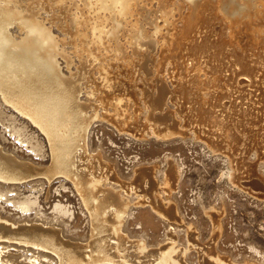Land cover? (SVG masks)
<instances>
[{"label": "bare ground", "instance_id": "obj_1", "mask_svg": "<svg viewBox=\"0 0 264 264\" xmlns=\"http://www.w3.org/2000/svg\"><path fill=\"white\" fill-rule=\"evenodd\" d=\"M153 2L154 0H0V102L11 106L42 131L48 141L47 146L49 147H47V150L51 157V163L44 165L35 162L34 159L25 158L15 149L6 148L0 143V182L9 185V190L0 189V197L3 194H8L10 190L17 188L19 190L20 186L16 185L34 181L41 182L40 184L44 185L46 182L62 181L65 178L72 182L77 194L80 196L81 203L85 208L84 213L88 217L91 226L90 238L75 242L71 240L72 238H65L63 230L54 226L48 227V225L45 227L46 225L43 222V224L35 222L31 224H28L29 222L19 223L18 221H11L9 217H3L0 214V240H15L25 245L29 244L51 251L57 259V264H95L96 262L102 264H191L188 258L191 249L196 250L199 264H260L251 260L238 263L218 250L216 243L222 230L224 210L217 211L215 210L216 207L215 209L209 207L210 209L205 210L213 223L214 232L209 242L201 243L196 226L193 223L186 222L178 206L170 200L172 188L176 187L178 179H180L177 165H174L170 159H167L169 161L168 167L164 171L159 165H144L135 170V175L131 180H124L119 177L115 166L104 159L100 151H91L89 148L88 134L90 126L94 120L99 118L101 107L104 109L102 116L115 123V126H118L121 130L125 129L137 135L155 134L158 137L173 136V134L179 132L177 129L178 124L173 123L174 114L171 113L173 110L163 112L167 103L166 100L171 94L166 86L167 84L165 85L164 79L163 81L159 78L155 81L154 79H148L147 76L148 81L150 80L149 83L153 82V88L157 90L156 96H153V92L151 94L148 89L143 90V85L140 88V91L145 94L146 116L142 117V113L136 114L139 109L142 110L141 106L143 105L136 106L129 98L124 101L125 103L122 102L126 97L131 96L132 84L139 79L137 72L131 70V65L141 60L140 58L138 60L136 55V52H138L136 47L140 48V52L149 51L150 48L153 50L157 46L161 48L162 53H170L171 51L170 55L161 54L163 56L155 63L154 67L160 74L159 72L165 70L169 61L170 67L167 66L170 69L169 72L174 74L173 77L175 78L173 80L178 79V89H175V87L174 92L172 91L175 93L176 90H179L174 95V99L177 100L178 97L193 95L189 92L191 85L189 86V84L180 80V77L184 76V72L183 74L180 73L184 68L179 66L178 63L181 65V62H178V60L181 61L180 57H183L185 53L186 55L189 54V56L187 55L188 61L192 59L197 72V67L200 68V57L203 58L206 53L213 55L216 53L215 56H220L218 65L227 60L223 59V56L226 58L227 54L222 56L221 52L232 41L231 37L236 27L239 31L243 28L251 30L254 28L255 34L258 33L257 37L259 38L255 37L258 40L261 37L264 41V0H157V9H149L148 6H151ZM183 9L184 11L187 10L185 14L182 13ZM42 10H45L47 14L43 15ZM177 10L181 14L180 25L175 23L173 19L171 20L174 11ZM160 18L163 19L164 26L166 25L168 28L167 35L163 34V24L161 25L158 22ZM180 21L177 20L176 22L180 23ZM214 22H220V27H222L217 36L219 37L218 40L212 39L215 35L213 33L212 36ZM55 25L63 30V36L55 33ZM147 25L154 27V31L150 32ZM122 37H126V43L123 40L124 43L121 42ZM147 38L152 39L146 42L145 39ZM259 41L258 44H260ZM132 45L136 46H133L135 52L131 51L130 53L129 49ZM248 46L250 47L248 50H252L251 47H254L247 45L246 48ZM234 47H236L235 44ZM231 49L233 50V47ZM152 50L150 53L156 51ZM106 53L111 54V56L106 55ZM251 53H253V50ZM73 54L76 55V58L78 57V64L75 63L77 59H74ZM190 55L192 58H190ZM248 56L251 58L250 55ZM210 57L212 56L210 55ZM213 57L209 59L212 65L214 59H217ZM244 57L249 59L246 54H243ZM109 58L112 60L111 62ZM113 62L114 64H112ZM115 62L125 69H123V73L119 74L118 71L112 69L116 65ZM63 63H65V66H63ZM149 64L147 65L149 66ZM141 66L143 65L141 64ZM215 67L217 68V66ZM64 68L67 71H64ZM204 68L201 70H204ZM225 70L227 69L224 68L222 71ZM166 71L168 70L166 69ZM206 71H208L207 68ZM207 73L210 74L209 71ZM211 73L213 74V72ZM145 74L148 75L147 72ZM149 75L151 74L149 73ZM194 75L192 79L196 77ZM131 81L134 82L130 83ZM217 83H220V80ZM219 85L223 86V84ZM224 85L226 86L225 83ZM217 88H220V86H217ZM222 88L225 91V88ZM226 88L228 90V87ZM233 90L238 91L237 93L245 91L242 88H233L232 92ZM213 93L204 90L202 94H207V96L213 98L211 96ZM217 94L214 96L216 97ZM132 98L134 99V96ZM176 100L173 101L177 102ZM210 100L209 105L215 106V103ZM132 106L133 109L136 106L135 115H131L132 112L130 113ZM110 110L113 112L111 113ZM211 110L215 111V109ZM189 112L194 117L193 111ZM228 112L230 113L231 110ZM0 113H2V119L5 122V109L0 108ZM211 113L212 111L207 114L211 115ZM8 116L13 118L14 114L11 113ZM224 125L226 124L224 123ZM13 128L15 130V127ZM13 128L12 131H14ZM25 128L26 126H23L20 130L24 132ZM187 130L186 133H189V128ZM27 140L32 143L38 153L37 156L44 160L46 156L44 142L34 134L27 137ZM238 141H240V138ZM214 146L217 147L216 144ZM226 154L230 158V169L225 174L231 180L239 184L246 181L247 184H245L254 190L264 188L258 180L248 181L246 177L247 180H241L244 178L247 169L251 171L250 163L249 169L242 157L241 159L238 156L241 160H237L231 150ZM245 167L246 170H244ZM248 171H246V174ZM161 172L163 174L162 179H159L158 175ZM109 180L118 182V187L110 185ZM66 183L61 182L59 186L64 190L69 189L65 185ZM12 184L14 187L11 186ZM129 194H133V198H130ZM16 203L27 212L32 209L37 210L39 197L26 195ZM132 203L140 205L150 203L153 210L160 213L169 223L184 226L187 243L180 244L177 237H174L171 232L166 242L160 244L157 248H152L144 236L132 237L127 230V223L132 217H130L132 215ZM56 208L65 213L69 211L65 210L66 207L61 203H57ZM72 214L73 212H71ZM6 246L7 244L3 242L0 251V264H22L18 257L6 253ZM48 256L52 257L51 254H48ZM37 258L35 256L32 259L37 260Z\"/></svg>", "mask_w": 264, "mask_h": 264}, {"label": "rangeland", "instance_id": "obj_2", "mask_svg": "<svg viewBox=\"0 0 264 264\" xmlns=\"http://www.w3.org/2000/svg\"><path fill=\"white\" fill-rule=\"evenodd\" d=\"M152 5L148 7L149 9L152 8L154 10L157 7V0H154ZM186 11L187 10L184 11L183 9L182 13L185 14ZM145 13L147 14V12ZM42 14L46 15L47 12L45 10H42ZM180 16L181 14L178 10L176 12L174 11V16L171 17V20L173 19L175 23L180 25L181 24ZM177 20H179L180 23L176 22ZM158 22L161 25L163 24L162 25L164 31L163 34L167 35L168 28L166 25L164 26L163 19L160 18ZM216 22H214L215 25L213 24L214 30L212 32V36L214 34L215 35L213 36L212 39L218 40L219 37L217 36L219 35L220 33L219 31L222 29V27H220L221 25L220 22L218 23ZM236 28L235 31L233 30L234 33L233 36L231 37L232 41L229 40L230 42L228 43L229 46L230 43H232L231 46L225 47L221 52L222 56L227 54L226 58H224L223 56V59L224 60L227 59V60L223 61L221 65L219 64L220 66L218 65V63H220L218 62L219 60L218 58L220 56L219 57L215 56L216 53H214V55L206 53L207 56L205 55L203 56V58L200 57V66H199L200 68L197 67L198 69L197 72L194 68L195 65H193L192 59L188 61L187 55L189 56V54L186 55L185 53L183 57H180L181 61H179L180 60L179 59L178 62H181V65L180 63L178 64L181 68H184L183 70H181V72L178 69V71L181 74H183L184 72V76L180 77V80L183 81L184 83L189 84V86L191 85L190 91L189 90L188 91L193 93V95H190V97L189 96L178 97L177 100L181 98L179 99V101L174 99L175 98L174 95H176L179 92V90H176L175 93H173L174 92L173 89L175 87H176L175 89H178L177 86L178 79L173 80L175 77H173L174 74H171L169 72L170 70L169 61L167 62L165 70L159 72L161 75L158 74V71L155 70L156 67H154L155 63L159 61L161 57L165 55L166 52L162 53L160 51L161 48L157 46L156 48L153 49L156 51L151 52L153 54L152 55L150 53V51L152 50L151 48L149 51L146 50L140 52L139 47L132 45L131 48L129 49L130 50L129 52L130 53L131 51L135 52L134 50L136 47L137 49L136 51H138L136 52V55L138 56V60L139 58L141 60L138 61L139 63L138 62L133 63L131 65V70L133 69L132 72L135 71L137 72L136 74L138 75L139 79H137V81L135 82L134 81L130 82V83L134 82L132 84L133 85L132 94L134 93L133 94L134 99L132 98L133 96L131 94L132 97L131 96L126 97L124 100H122V102L125 103L124 101H126L129 98L131 101L134 102V105L136 106L143 105L141 106L142 110L139 109L136 112V114L142 113L141 114L142 117L146 116L147 112L145 110V101H144L145 94L144 92L140 91V88L143 85V90L148 89L151 92V94L153 92L154 94L153 96H156L157 90L153 88V82L152 83L150 82L151 83L150 84L149 83L150 80L148 81V79H152V80L154 79L155 81L159 78L162 80L164 79L165 81L164 80L163 81L165 82V85L167 84L166 86L167 88H169L168 90L170 91L171 94L167 98L168 100H166L168 104L167 103L165 104L164 107L165 109H163L164 110L163 112H171L172 110L174 112L176 111L175 113L173 111L171 113L174 114L173 123L175 125L178 124L177 129L179 132L173 134V136L172 135L168 136L169 137L168 138V137H158L155 134L152 135L147 134V136L146 134L137 135L125 129L121 130V128L115 126L116 125L115 123L111 122L107 118L105 119L104 116H102L104 109L101 107L100 116H99L100 119L96 118L98 121L94 120L92 125L90 126V130L88 134V145L91 151H95V150L100 151L101 154L104 156V159L115 166L116 172L118 173L119 177L124 180H131V178L135 175V170L139 169L141 166L144 165L147 166L159 165L162 171H164L168 167L169 161L167 159H170L174 163V165H177V168L180 173V177H179L180 179H178V183L176 187H173L172 192L170 193V197H171L170 200L171 202H173L174 205L178 206V209L181 215L183 216V218L185 219V221L188 223L189 222L193 223L196 226L201 243L205 244L209 242L212 239V235L214 232L213 223L205 213V210L213 207L215 209L216 207L215 210L217 211L224 210L222 214L223 217L221 216L222 230L216 243L218 250L223 255L229 256L233 261L238 263H243L246 260H251L258 262L260 264H264L263 262L264 188H260L261 190L260 189L254 190L250 186L246 185L247 183L246 181H244L247 179L248 181L258 180L264 186V41L263 38L261 37H260L261 41H259L260 39L259 40L257 39L259 38L257 37L258 33H256L257 35L255 34L254 28H252L253 30L243 28L240 31ZM147 29L150 30V32L154 31L153 30L154 27H152L151 25H147ZM54 31L56 34L63 36V30L60 29L59 26L55 25ZM238 31L240 32L239 34ZM125 39L126 37L125 38L122 37L121 42L127 41V39L126 40ZM151 39L152 38L150 39L147 38L145 39V41L147 40L146 42H149ZM258 41L260 42V44H258ZM234 44L236 47H234ZM247 45L254 46L256 48L255 49L254 47H251V49L253 48L252 49L253 53H251L252 50H248L250 48L249 46L248 48H246ZM256 46H258L259 48ZM231 47H233V50L231 49ZM227 49L228 50L231 49L229 50L230 52ZM246 49L251 54L249 52L247 54ZM235 51L238 53L236 54ZM256 51H260L261 53ZM146 53L147 55H145ZM111 54L106 53V55L109 56H111ZM166 54L170 55L171 51L170 53L168 52ZM243 54L244 55L246 54L247 57H249L248 55H250L252 59L250 57H249L250 60L245 57L243 58ZM73 55H74V59H77V61L75 60V63L78 64L79 61L78 57L76 58V55L75 54ZM210 55L212 57L214 56L213 58H217L214 59L215 61L213 60L214 61L213 65L211 64L212 62H210L209 60L210 58H212L210 57ZM228 55L231 56L232 60ZM237 55L239 58L237 57ZM143 57H147V58H143ZM190 58H192L191 55ZM109 61L111 62L112 60L109 58ZM247 61H249V63H247ZM228 62L231 63L229 64ZM148 63H150L149 66L147 65ZM251 63L253 65H250ZM112 64H114V62ZM115 64H116L115 67L112 69L118 71L119 74L123 73L125 69L119 63L115 62ZM141 64L143 66H141ZM225 64L228 65L225 66ZM243 64L247 65V67H245V65ZM63 66H65V63H63ZM204 66L206 67L204 68ZM215 66H217V68ZM203 68L204 70H201ZM206 68L211 75L207 73L208 71H206ZM218 68L220 71L217 70ZM224 68H226L227 70L229 69L228 71L227 70L224 71L229 73H224L222 71ZM253 68H255L256 70H254ZM65 69L66 68H64V71H67V69L66 70ZM166 69L168 71H166ZM150 70L152 71V73ZM217 71L218 72L222 71L223 73L222 72L218 73ZM146 72L148 75L145 74ZM186 72L188 75L186 74ZM192 72L194 74L195 73L197 74L194 75ZM211 72H213V74ZM149 73L151 75L154 74L153 75L154 77L153 76L151 77ZM192 74L194 75V77L196 76L197 78L195 77L194 79H192L193 78ZM220 74L222 75L220 77H217ZM232 74L235 76H233ZM206 76L209 78H207ZM223 78L227 80H224ZM221 79H222V83H221ZM193 80H194V84H193ZM204 80L206 83L204 82ZM219 80L220 83H217L219 82ZM198 83H200L201 85ZM224 83L226 84V86L224 85ZM219 84H223V86ZM217 86L218 87L220 86V88H217ZM222 87L225 88V91ZM226 87H228V90ZM233 88H237V89L242 88L245 91L242 93L241 91L240 93H237L238 91L233 90L232 92ZM133 89H135V91H133ZM221 89L223 90L221 91ZM202 90L203 91L205 90V92L206 91L214 92L213 95H211L213 98H210V96L209 95L207 96V94H204L205 95L204 96L202 94L203 93ZM136 92H138L137 93L138 97L137 94H135ZM219 92L223 94H220ZM215 94H217L216 97L214 96ZM173 100H176L177 102ZM209 100L212 101V103H215L214 104L215 106L211 104L209 105V103H211L209 102ZM138 101L140 102L138 103ZM136 106H134V109L133 106L131 107V111H130V113L132 112L131 115L132 114L135 115L134 112ZM166 106H168L169 108H167ZM0 108H4L6 114L5 116L6 121L3 122L2 119L3 115L2 113H0V143L3 144V146H5L6 148L15 149L16 151H18V153L21 156L25 158H31L34 159V161L37 163L49 165L51 163L50 161L51 157L49 156L47 150V147H49L47 146L48 141L47 139H45L46 137L42 133V131H40L36 125H34L24 115L14 110L11 106H8L3 102H0ZM211 109H215V111ZM200 110L203 111L201 112ZM230 110L231 112L229 113L228 111ZM189 111H193L194 117L192 116L193 114H190ZM211 111H212L211 115L207 114ZM110 112L112 113L113 111L110 110ZM200 112L202 113V115ZM11 113L14 114V116H12L13 118H11V116H8ZM189 116L191 117L189 118ZM195 116L198 118H196ZM214 117L216 118L214 119ZM194 121H195V125H194ZM178 122L180 123V125ZM224 123L226 125H224ZM23 126H26L24 132L20 130L21 127ZM180 126L181 127L184 126V127L181 128ZM186 126L189 128V133H186L188 132V130L186 131V129H188ZM11 127L12 128L15 127V130L13 128L14 131H12ZM228 131L230 133L232 131L231 135H229L230 133L228 134ZM33 134L36 135L37 138H40V140H42L45 144L44 148H45L46 156L44 160L37 156L38 153L34 149L32 143L27 140V137L32 136ZM241 137H243L244 139ZM239 138L241 142L243 140L245 142L243 141L242 144L240 141H238ZM219 141H220V145H219ZM215 144L220 150L215 149L217 148L215 146H214L215 148L213 147V145ZM229 149L231 150V152L235 154L234 156L236 157L237 160H241L242 158L245 160L244 163L247 168H249L250 165L252 166V167L250 166L251 169L249 168L251 171H248V169L245 167L244 170L247 169L246 171H248V173L246 174L245 171L244 178L241 179V180L244 179L243 180L244 183L242 184L234 182L227 176V174H225L230 169V158H228V155L226 154L227 152L230 151ZM238 156L242 158L239 159ZM159 175L158 178L162 179L161 178L163 175L162 172L159 173ZM245 177L247 179H245ZM109 181H110L109 182L110 185H114L116 188L118 187V182L116 183L115 181L112 180ZM61 182L63 183L68 182L65 185L68 186L69 189L64 190L63 188H61L59 186ZM40 183L41 182L34 181L32 183L28 182V183L16 185V186H20L19 190L17 188L14 190H10L8 194H3L0 197V214L3 217H9L11 221H18L19 223L29 222L28 224H31L35 222L37 224L44 223V225H46L45 227H47L48 225H49L48 227L54 226L56 228L63 230L65 238L67 239L72 238L71 240L75 242L82 241V239H89L91 235L90 233L91 226L89 225L88 217L84 213L85 208L81 203V198L77 194L72 182L64 178L62 181L55 180L52 183L46 182L44 185H41ZM11 186L14 187L13 184ZM0 189L4 191L9 190V185L0 182ZM61 189L63 192L61 191ZM26 195L39 197V205L37 206L38 209L36 208L37 210L32 209L31 211L28 210L27 212V210H23L18 206L16 201H18L19 199H21ZM133 196H134L133 194H129L130 198H133ZM57 203L63 204L64 207H66L65 210H69V211L65 213L64 211L56 208ZM132 204H133V206H131L133 207L131 209L132 215H130V217L131 216L132 217L131 219L129 217L130 220L127 223V230L132 237L137 238L139 236H144V238L152 248H157L160 244L166 242V239H168V235L171 232L172 235L174 234L173 235L174 237H177L180 244L187 243L186 231L184 226L174 225L169 223L160 213L158 212L156 213V211L153 210L150 203L149 204L146 203L145 205L144 204L140 205L135 203ZM71 212H73L72 215ZM3 242H5L8 246V248L6 246V253L8 255L18 257L22 264H57V259L55 258V255L51 251L39 247L37 248L29 244L25 245L24 243L15 240H8V239L0 240V251L2 250ZM191 250L189 251V255H188L189 261L191 262V264L192 263L199 264L196 250L195 249H191ZM48 254H51L52 257H49ZM35 256L38 257L37 260L32 259ZM95 264H102V263L96 262Z\"/></svg>", "mask_w": 264, "mask_h": 264}]
</instances>
